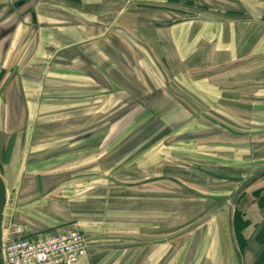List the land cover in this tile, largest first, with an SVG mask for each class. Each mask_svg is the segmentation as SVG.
<instances>
[{"label": "crops", "instance_id": "obj_1", "mask_svg": "<svg viewBox=\"0 0 264 264\" xmlns=\"http://www.w3.org/2000/svg\"><path fill=\"white\" fill-rule=\"evenodd\" d=\"M150 1L133 27L129 7L110 9L109 0H37L34 13L9 14L13 26L5 42L0 34V176L6 196L0 264L3 243L17 228L32 239L84 231L89 252L77 264H179L180 212L192 215L194 203L179 202V192L171 190L164 217L162 203L142 212L130 202L131 194L156 199L165 193L164 178H179L164 169L162 129L157 135L152 127L154 137L141 145L150 143L148 148L132 158L141 147L134 146L138 134L132 131L143 125L100 118L129 114L132 107L143 115L171 113L164 125L177 133L190 126L184 116L210 113L204 109L211 101L198 108L188 99L195 91L207 98L212 76L195 80L181 73L163 85V68L188 74L194 55L210 48L209 35L218 37L227 21L205 0ZM183 82H189L190 95L171 84ZM148 180L160 184L147 190L141 185ZM187 190L213 196L203 199L208 203L203 208L214 218L197 240L203 245L185 258L264 264V230L258 237L264 182L230 189L203 183ZM194 240L183 241L187 246Z\"/></svg>", "mask_w": 264, "mask_h": 264}, {"label": "rangeland", "instance_id": "obj_2", "mask_svg": "<svg viewBox=\"0 0 264 264\" xmlns=\"http://www.w3.org/2000/svg\"><path fill=\"white\" fill-rule=\"evenodd\" d=\"M15 1L0 0V34L3 42L13 26L12 19L8 17L11 11L17 10L19 15L25 14L23 12L26 6L17 7ZM111 1L108 2L110 9L114 6L116 11H121L129 7L127 11L130 14L126 16L130 18L132 27L144 16L145 6H150L151 2L150 0H115L114 3ZM194 1L198 4L202 3L200 0ZM205 1L217 12L218 9L222 10L219 12L223 17L225 16L227 24L222 26L224 29L221 27L218 37L209 35L210 48L205 52L206 54L204 53L205 56L194 55L192 61L194 65L189 68L188 74L183 71L176 73V68L168 64L169 66L163 68L162 82L163 85H169L170 77H177L181 73H185V76L190 75L195 80L203 76H212V89L207 98L203 99L195 91L193 93L196 97L188 99L198 108H203L204 100L211 101L207 105L208 109H204L210 113L184 116L188 118L185 122H189L190 126L177 133L170 131L164 125L166 120L174 117L171 113L159 116L143 115L136 107H132L129 114H114L100 118V123L143 125L142 130L132 131V134H138L134 139V146L144 145L146 143L143 142L144 139H148L150 135L154 137L153 130H150L152 127L157 128V135L162 129L164 169L175 170L179 178L176 181L172 178H164L161 184L165 193L157 196L156 199L153 195H148L147 199H139L131 194L130 202L131 208H136V211L140 209L142 212L154 205L153 202L162 203L164 207V204L171 201V190L177 189L179 202L194 203L196 209L191 213L192 215L186 216L185 211L180 212L179 264H205L201 258L187 259L185 255L189 254L187 251H191L193 255L194 248L203 245L198 239L201 238L209 221L214 218V212L208 210L204 212L203 208L204 205L208 206L203 199L213 196L202 195L197 191L193 193L187 188H202V184L205 183L211 188L223 187L226 184L227 189H230L237 186L246 187L254 181L264 182V0ZM28 3L31 6L39 4L37 0H29ZM132 42L137 41L134 39ZM157 74L159 75V71ZM168 77L169 82H165ZM171 84L181 95H190L186 92L189 82ZM218 97L219 99H216ZM214 99L215 102L212 101ZM159 128L161 129L158 130ZM134 146L131 148L135 149ZM148 146L137 147L132 158L140 155ZM158 184H160L158 180L157 182L148 180L141 186L144 185L149 190ZM116 213L121 216L123 211ZM163 213L166 217L165 207ZM203 213L205 216L200 217ZM132 217L139 216L132 215ZM167 229L164 220L163 230ZM187 236L194 237L195 242L186 246L183 240Z\"/></svg>", "mask_w": 264, "mask_h": 264}, {"label": "built area", "instance_id": "obj_3", "mask_svg": "<svg viewBox=\"0 0 264 264\" xmlns=\"http://www.w3.org/2000/svg\"><path fill=\"white\" fill-rule=\"evenodd\" d=\"M16 235L3 243V264H77L88 255L89 241L84 231L65 230L42 238Z\"/></svg>", "mask_w": 264, "mask_h": 264}, {"label": "water", "instance_id": "obj_4", "mask_svg": "<svg viewBox=\"0 0 264 264\" xmlns=\"http://www.w3.org/2000/svg\"><path fill=\"white\" fill-rule=\"evenodd\" d=\"M20 4H22V1L20 2ZM5 201H6L5 185H4L3 179L0 176V235H1V218H2V212H3Z\"/></svg>", "mask_w": 264, "mask_h": 264}, {"label": "flooded vegetation", "instance_id": "obj_5", "mask_svg": "<svg viewBox=\"0 0 264 264\" xmlns=\"http://www.w3.org/2000/svg\"><path fill=\"white\" fill-rule=\"evenodd\" d=\"M21 1H22V4H20ZM28 2H29V0H16L15 4H16L17 7H21V6H24V5L26 6V10L23 13H26V11H27V13H32V12L34 13L33 7L31 6V4L29 5Z\"/></svg>", "mask_w": 264, "mask_h": 264}, {"label": "trees", "instance_id": "obj_6", "mask_svg": "<svg viewBox=\"0 0 264 264\" xmlns=\"http://www.w3.org/2000/svg\"><path fill=\"white\" fill-rule=\"evenodd\" d=\"M263 230H264V227L261 229L260 233L258 234V237H259V236L261 237V236L263 235V233H262Z\"/></svg>", "mask_w": 264, "mask_h": 264}]
</instances>
